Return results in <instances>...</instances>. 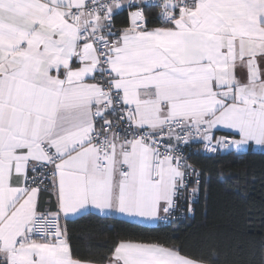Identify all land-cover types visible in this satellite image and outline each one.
<instances>
[{"label": "snow or ice", "instance_id": "obj_1", "mask_svg": "<svg viewBox=\"0 0 264 264\" xmlns=\"http://www.w3.org/2000/svg\"><path fill=\"white\" fill-rule=\"evenodd\" d=\"M193 143L264 149V0H0V264H220L212 245L70 243L69 222L171 216ZM255 235L224 264H264Z\"/></svg>", "mask_w": 264, "mask_h": 264}, {"label": "trees", "instance_id": "obj_2", "mask_svg": "<svg viewBox=\"0 0 264 264\" xmlns=\"http://www.w3.org/2000/svg\"><path fill=\"white\" fill-rule=\"evenodd\" d=\"M187 160L199 177L195 186L199 196L190 203L193 211L189 217L186 214L155 226L119 218L91 217L69 222L73 253L87 258L91 245L98 249L99 258L118 238H128L175 244L189 255H198L212 245L220 249V264L232 258L231 249L239 243L244 248L242 255L250 257L259 240L255 234L264 230V153L248 149L241 154L228 151L214 157L189 154Z\"/></svg>", "mask_w": 264, "mask_h": 264}, {"label": "built area", "instance_id": "obj_3", "mask_svg": "<svg viewBox=\"0 0 264 264\" xmlns=\"http://www.w3.org/2000/svg\"><path fill=\"white\" fill-rule=\"evenodd\" d=\"M125 12L128 14L127 10H125ZM219 153H221V151L217 153L206 152L201 143H193L184 149V156L187 159L189 154H201L207 157H214L217 156ZM192 168L195 171L194 172L190 171L189 174L186 176V183L188 190L186 192L184 191L181 192V194L177 199V207L173 211V214L171 216L161 219V222L170 223L175 219L183 218L187 214L188 205L198 198L199 192H197L195 195L192 194V189L196 188L195 186L197 185V180H199V177L196 172V168L193 165Z\"/></svg>", "mask_w": 264, "mask_h": 264}, {"label": "crops", "instance_id": "obj_4", "mask_svg": "<svg viewBox=\"0 0 264 264\" xmlns=\"http://www.w3.org/2000/svg\"><path fill=\"white\" fill-rule=\"evenodd\" d=\"M123 12H124V13H123ZM120 13H122V14H121V17H117L118 15L115 16V17H117V18H116L117 27H120V26L125 25V24L127 23L128 14H127L125 11H122V12H120ZM120 13H119V14H120ZM222 134H223V130H221V131H217V132H216V135H217V136H220V135H222ZM248 149H251L252 151H255V152H263V153H264V149H261L260 147L255 146V145L251 146L250 148H245V149L243 150V152L247 151ZM225 152H228V150H222V151H221V153H225ZM243 152H241V153H243ZM234 153H235V152H234ZM241 153H236V154H241ZM118 218H119V217H118ZM119 219H123V220H125L124 218H119ZM132 222L137 223V222H135V221H132ZM160 222H161V219H160V220H157V221L150 222V223L142 224V225H146V226H155V225H157V224L160 223ZM137 224H140V223H137Z\"/></svg>", "mask_w": 264, "mask_h": 264}, {"label": "water", "instance_id": "obj_5", "mask_svg": "<svg viewBox=\"0 0 264 264\" xmlns=\"http://www.w3.org/2000/svg\"><path fill=\"white\" fill-rule=\"evenodd\" d=\"M189 207H191L190 204H189L188 207H187V215H188V217L191 215V212L188 211Z\"/></svg>", "mask_w": 264, "mask_h": 264}]
</instances>
